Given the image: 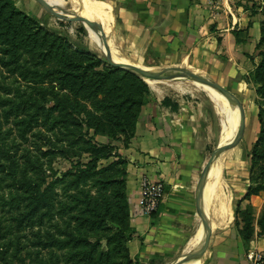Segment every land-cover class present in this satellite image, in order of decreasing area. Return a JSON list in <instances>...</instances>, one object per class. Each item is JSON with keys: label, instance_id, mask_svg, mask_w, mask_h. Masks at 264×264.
<instances>
[{"label": "rangeland", "instance_id": "rangeland-1", "mask_svg": "<svg viewBox=\"0 0 264 264\" xmlns=\"http://www.w3.org/2000/svg\"><path fill=\"white\" fill-rule=\"evenodd\" d=\"M51 1L57 6L31 12L19 0L23 12L13 15L0 0V264H127L131 207L124 152L137 107L153 87L169 96L198 95L211 106L209 95L192 80L168 79L143 80L148 90L142 94L136 80L113 72L86 20L60 12L77 9ZM226 1L255 20L261 33L249 79L261 119L251 188L262 196L264 0ZM257 216L248 210L241 216L246 239L255 233L264 238V204Z\"/></svg>", "mask_w": 264, "mask_h": 264}, {"label": "crops", "instance_id": "crops-1", "mask_svg": "<svg viewBox=\"0 0 264 264\" xmlns=\"http://www.w3.org/2000/svg\"><path fill=\"white\" fill-rule=\"evenodd\" d=\"M12 1L21 11L19 0ZM26 1L31 12L46 10L36 0ZM67 1L77 10L86 3L99 6L101 10L88 12L94 17L90 22L119 62L157 77L201 73L221 86L234 105L222 150L205 181L203 171L214 156L228 104L206 95L210 106L198 95L189 99L151 88L124 152L129 161V227L137 236L125 245L128 260L174 264L191 255L200 246L204 217L201 250L178 264H249V252L264 250V238L258 233L245 240L239 230L242 214L251 211L257 220L264 204V195L251 188L260 106L249 78L250 58L261 37L259 24L241 16L226 0L214 5L207 0ZM143 180L164 187L163 200L151 216L138 206Z\"/></svg>", "mask_w": 264, "mask_h": 264}, {"label": "water", "instance_id": "water-1", "mask_svg": "<svg viewBox=\"0 0 264 264\" xmlns=\"http://www.w3.org/2000/svg\"><path fill=\"white\" fill-rule=\"evenodd\" d=\"M41 6H43L45 9L53 7L52 5H50L49 3H47L44 0H36ZM61 14H64L65 16H80L78 13H65L63 10H60ZM82 17V16H81ZM86 20L87 22V26L88 28L91 30L92 24L90 22L89 19L82 17ZM103 50L108 54L109 59L111 61V64L115 67L118 68L120 70L126 71L128 73H131L139 78H141L142 80H173V81H187V80H192L194 82H205L208 86H210L213 90H215L224 100L225 102L228 104V115H227V119H226V126L229 127V125L231 124V121L233 119V114H234V105L233 102L230 100L227 92L221 87L219 86L217 83L213 82L212 80L204 77V76H196V75H186V76H182V77H157L152 75L151 73L139 70L137 68H132L130 66H126L123 65L121 63H118L115 61L114 56L111 52V50L106 46L103 45ZM227 134V129L225 130V125L223 126V130L220 134V138H219V142L216 146V149L214 151V156L213 158L206 164L204 171H203V179L206 181L207 180V172L209 170V167L212 165L213 161L216 160V158H218L222 147H223V139L225 138V135ZM204 225H205V221H204V217L202 218V222H201V230H200V234H201V242H200V246L198 248V250H196V252L192 253L189 256H185V257H181L179 258V260H187L189 258H192L194 256L197 255V253L201 250L204 242H205V234H204ZM178 260V261H179ZM178 261H176L174 264H178Z\"/></svg>", "mask_w": 264, "mask_h": 264}, {"label": "built area", "instance_id": "built-area-1", "mask_svg": "<svg viewBox=\"0 0 264 264\" xmlns=\"http://www.w3.org/2000/svg\"><path fill=\"white\" fill-rule=\"evenodd\" d=\"M210 4H215L224 0H207ZM164 197V187L161 183H150L147 180H143L140 184V194L138 200V206L141 211L151 216L154 214ZM246 259L249 264H264V250L249 252L246 255Z\"/></svg>", "mask_w": 264, "mask_h": 264}, {"label": "trees", "instance_id": "trees-1", "mask_svg": "<svg viewBox=\"0 0 264 264\" xmlns=\"http://www.w3.org/2000/svg\"><path fill=\"white\" fill-rule=\"evenodd\" d=\"M7 5H8V9L13 13V15L14 14H16V15H21L22 14V12L21 11H19L16 7H15V5H14V3H13V1L12 0H7ZM66 19H68L67 17H65ZM64 18V19H65ZM80 31L81 32H85V30L84 29H80ZM251 60H252V58H250ZM113 69V68H112ZM114 71L113 72H120V73H122V74H124V75H126V76H130L132 79H134V80H136L140 85H142V87H143V89H142V94H147V90H148V87H147V85L145 84V82L141 79V78H139V77H137V76H135V75H133V74H131V73H128V72H126V71H123V70H120V69H118V68H116V69H113ZM145 102V100H143V103ZM143 103H142V105H143ZM140 103H139V105H138V107H137V111H136V114H135V117H134V119H133V130H134V126H135V122H136V120H137V117H138V114H139V110H140V107L142 106ZM258 119H259V124H260V113H259V116H258ZM259 135H260V132H259V134H258V138H259ZM257 143H258V140H257V142L255 143V145H254V149H253V152H252V157H253V153L255 152V148H256V145H257ZM109 158V157H108ZM107 157H104V159H108ZM99 160V158H96V160L94 159V163L95 164H97L98 161ZM251 165H252V159H251ZM255 193H257V192H255ZM130 228V227H129ZM135 238H137V236L135 235V232H133L132 230H131V234H130V236H128V238H126L125 240H124V243H125V245H126V243H129V242H131L133 239H135ZM245 238V237H244ZM245 240H248V239H246L245 238ZM125 256H126V261H127V264H140V262L137 260V261H135V262H131V261H129L128 260V257H127V254H126V249H125Z\"/></svg>", "mask_w": 264, "mask_h": 264}, {"label": "bare ground", "instance_id": "bare-ground-1", "mask_svg": "<svg viewBox=\"0 0 264 264\" xmlns=\"http://www.w3.org/2000/svg\"><path fill=\"white\" fill-rule=\"evenodd\" d=\"M47 2H48V1H47ZM48 3L51 4V5L57 6V5H55V4H54L53 2H51V1H49ZM91 9H100V8H99V6H97V5L90 4V3H86L83 9H79V10H77L75 13H78L80 16L85 17V18H87V19L90 20L89 16H88L86 13L90 12ZM100 10H101V9H100ZM90 32H91V38L96 42L98 48H99L100 50L104 51V50H103V45H104V44L101 43V39H100V41H97V39H95V38H96V35H94L93 31L90 30ZM97 38H98V37H97ZM104 52H105V51H104ZM112 54H113V56H114L115 61L118 62V63H121V62H119V61L116 59V56H115L114 52H112ZM194 83H195V82H194ZM197 83H198V84H197ZM197 83H196L197 86H198L200 89H202V91H204L206 94H208V95H209L214 101H216V102H220V99H221V100H223V101L225 102V100H224V99H223V98L217 93L218 96H219V98H218V97L215 95V93L209 88L210 86L208 87V85H207L205 82H197ZM225 142H226V141H225ZM210 196H211V188H209L208 191H207V200H206L207 205L209 204Z\"/></svg>", "mask_w": 264, "mask_h": 264}]
</instances>
